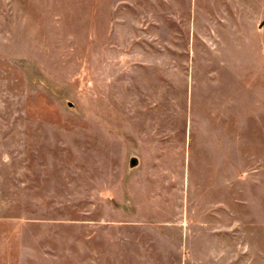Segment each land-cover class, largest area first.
<instances>
[{
	"label": "rangeland",
	"instance_id": "374dc122",
	"mask_svg": "<svg viewBox=\"0 0 264 264\" xmlns=\"http://www.w3.org/2000/svg\"><path fill=\"white\" fill-rule=\"evenodd\" d=\"M157 3L0 0V264H264L256 48Z\"/></svg>",
	"mask_w": 264,
	"mask_h": 264
},
{
	"label": "crops",
	"instance_id": "0c3cea01",
	"mask_svg": "<svg viewBox=\"0 0 264 264\" xmlns=\"http://www.w3.org/2000/svg\"><path fill=\"white\" fill-rule=\"evenodd\" d=\"M164 0H158L157 5H160V2L162 3ZM195 1V0H193ZM138 0H127V4L133 5L136 4ZM254 5H264V0H201L200 3V12L201 15L204 16H213L218 17L219 20L216 22H219L221 24H227L229 25L231 21L226 20H233L232 23L234 24V27L236 30L240 33H242V30H244V34L246 35L247 40H251L253 47L256 48V53L258 55L257 62H254V64L251 66V70L249 71L252 77H256L258 72L264 73V56L260 55L257 52V46H260L262 44L261 39H258V37L255 35V32L252 30L254 28V20L255 14L249 15V7H253ZM257 14V13H256ZM243 16L244 25L242 28H240L239 21L240 18ZM251 18V20H249ZM160 21L164 22L163 20ZM181 21V20H178ZM172 22V21H170ZM204 22L199 21L198 25L203 28ZM198 26V28H199ZM200 36H203V31L201 30ZM264 74L261 75V78ZM249 80H251V77H249ZM253 81H250V84H252ZM260 85H263V82L261 81ZM259 89V88H258ZM257 89V90H258ZM262 92V91H261ZM264 93V91H263Z\"/></svg>",
	"mask_w": 264,
	"mask_h": 264
}]
</instances>
